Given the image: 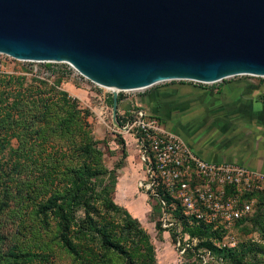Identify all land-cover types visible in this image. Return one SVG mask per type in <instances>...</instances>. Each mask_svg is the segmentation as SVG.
<instances>
[{
  "label": "rangeland",
  "instance_id": "rangeland-1",
  "mask_svg": "<svg viewBox=\"0 0 264 264\" xmlns=\"http://www.w3.org/2000/svg\"><path fill=\"white\" fill-rule=\"evenodd\" d=\"M9 77H18V89H7L4 84ZM169 83L216 98L245 94L264 98L262 77L241 75L211 84L166 81L118 92L120 103L112 116L111 91L91 83L68 64L19 61L0 54V264H127L124 255L104 250L96 238L91 242L74 239L78 259L58 239L47 200L63 190L69 170L82 163L98 170L88 181L94 192L110 190L112 202L137 222L152 248L153 263L264 264V189L250 193V216L230 232L210 229L186 238L182 230L196 224L180 215L181 230L179 225L162 228L157 221L158 206L138 188L142 170L132 130L123 129L115 118L137 110L131 106L133 96ZM216 129L219 132L221 126ZM86 144L88 154L83 149ZM85 176L83 173L79 180L85 181ZM77 181L73 179L71 184ZM94 208L97 219L102 217L120 236L124 215L110 212L102 216L99 202ZM73 218L75 223L83 218L80 206L73 208ZM81 234L89 236L92 231L70 228L72 238ZM132 239L131 243L128 239L127 254L131 264H136L143 255L142 239Z\"/></svg>",
  "mask_w": 264,
  "mask_h": 264
},
{
  "label": "water",
  "instance_id": "water-1",
  "mask_svg": "<svg viewBox=\"0 0 264 264\" xmlns=\"http://www.w3.org/2000/svg\"><path fill=\"white\" fill-rule=\"evenodd\" d=\"M0 54L117 93L264 78V0H0Z\"/></svg>",
  "mask_w": 264,
  "mask_h": 264
},
{
  "label": "built area",
  "instance_id": "built-area-1",
  "mask_svg": "<svg viewBox=\"0 0 264 264\" xmlns=\"http://www.w3.org/2000/svg\"><path fill=\"white\" fill-rule=\"evenodd\" d=\"M120 120L123 129L132 130L142 170L138 188L155 201L160 212L157 221L162 228L180 226L181 215L196 225L230 232L250 216L252 201L246 194L264 189L263 173L199 158L158 120L140 109ZM166 199L171 203H166ZM183 236L189 238L185 233Z\"/></svg>",
  "mask_w": 264,
  "mask_h": 264
},
{
  "label": "crops",
  "instance_id": "crops-1",
  "mask_svg": "<svg viewBox=\"0 0 264 264\" xmlns=\"http://www.w3.org/2000/svg\"><path fill=\"white\" fill-rule=\"evenodd\" d=\"M195 92L182 84H161L133 96L131 106L158 120L199 158L264 174V98H216Z\"/></svg>",
  "mask_w": 264,
  "mask_h": 264
},
{
  "label": "trees",
  "instance_id": "trees-1",
  "mask_svg": "<svg viewBox=\"0 0 264 264\" xmlns=\"http://www.w3.org/2000/svg\"><path fill=\"white\" fill-rule=\"evenodd\" d=\"M18 77H9L4 84L9 91H14L18 89L20 84L17 83ZM6 89V88H5ZM63 95V94H62ZM120 101V96L117 95V103ZM116 123L121 122L119 117L115 118ZM84 153L88 154L90 149L89 145L84 146ZM97 156L100 155L98 149L94 148L92 150ZM98 170L96 168L90 167L85 163H82L77 169L69 170L70 178L68 182L63 187L61 192L52 195L47 200V209H49L52 217L55 219V225L58 230V239L62 247L73 257L78 259V252L75 247L74 239L77 240H87L91 242L96 238L99 246L104 250L108 251L110 249L116 251L118 254L124 255L127 264L132 263L131 257L127 254L128 248L127 243L132 242L134 236H138L142 239V251L143 255L141 259L136 264H155L152 259V248L147 242L146 235L141 232L137 222L130 218L129 214L125 209L118 208L111 200V191H106L103 188V192L96 194L93 187L89 184L90 176L94 175ZM86 173L85 181L79 180L81 175ZM73 179L78 180L75 185L71 184ZM250 193L246 194L249 198ZM99 202L101 207L102 216L107 213H122L124 219L122 220L120 236L117 235L109 226H107L103 218L94 215V204ZM75 206H80L83 209V218L79 223H75L73 218V208ZM244 221L238 222V224ZM76 227V230L85 231L90 228L92 234L86 236L81 234L80 238H72L69 236L70 228ZM210 228L202 225H192L189 228L182 230L183 233L187 234L189 238H193L196 235H204V233L209 232ZM128 239L130 241L128 242ZM208 248H211L210 244H205Z\"/></svg>",
  "mask_w": 264,
  "mask_h": 264
},
{
  "label": "bare ground",
  "instance_id": "bare-ground-1",
  "mask_svg": "<svg viewBox=\"0 0 264 264\" xmlns=\"http://www.w3.org/2000/svg\"><path fill=\"white\" fill-rule=\"evenodd\" d=\"M107 90H109L108 88H106ZM109 91H112V90H109Z\"/></svg>",
  "mask_w": 264,
  "mask_h": 264
}]
</instances>
